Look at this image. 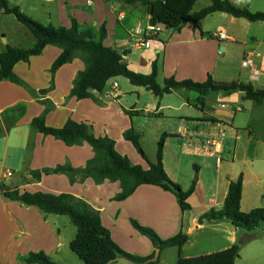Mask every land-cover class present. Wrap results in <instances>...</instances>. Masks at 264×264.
Wrapping results in <instances>:
<instances>
[{"label": "crops", "instance_id": "obj_1", "mask_svg": "<svg viewBox=\"0 0 264 264\" xmlns=\"http://www.w3.org/2000/svg\"><path fill=\"white\" fill-rule=\"evenodd\" d=\"M11 1V6H18L25 14V0H21V5H16V0ZM228 1L240 8L247 5L253 12L264 11V0ZM259 1L263 4L261 10L254 8ZM196 2L193 0L191 12H195ZM29 4L34 10L38 7L46 10L43 17L28 15L42 25L69 28L73 19L80 29L94 32L104 25L107 35L103 45L123 54L128 68L141 75L150 74L155 62L156 82L161 87L169 78L203 83L210 76L215 84L241 82L264 90V33L256 32L264 22H249L214 12L198 22V29L191 22L167 30L158 24L161 30L144 45L150 14L142 6L118 0H38ZM203 5V8L209 6L210 1ZM210 17L216 18L215 28L204 24ZM219 32L224 33V39L217 36ZM3 33L0 31L1 35ZM15 43L6 44L0 54L7 47L19 49ZM31 43L34 46L35 39ZM248 53L252 65L243 66L242 60ZM59 54L58 48L46 46L27 63L14 65V75L27 89L8 80L0 81V186L20 192L70 194L85 201L99 212L101 224L109 231L112 241L134 256H150L154 248L149 239L133 228L131 221L152 229L161 240L179 232L186 233V244L164 249L157 264H164L169 253H173L176 264L178 258L219 252L241 241L235 264H250L248 258L264 251V223L251 232L235 228L228 220L198 224L201 215L222 207L229 183L239 176L242 177L240 211L248 213L258 207L257 202L264 194V101L255 103L244 99L243 92L236 91L231 94L210 92L199 102L197 93L193 95L183 88L151 98L149 91L131 85L122 77L110 80L104 91L92 90L90 98L77 100L69 97V92L75 76L84 69L79 57L60 67L52 79V89L41 94L40 91L49 87V69ZM41 115L44 126L49 128H61L69 119L90 125L94 136L112 139L120 155L143 169L148 168L147 162L123 138V133L133 129L139 134V144L150 163L156 162L157 143L165 136L164 171L183 191L194 184L187 199L191 210L182 212L175 196L156 186L141 185L125 200L115 201L113 198L120 191L117 182L95 184L90 178L80 180L78 176L70 183L63 174L41 175L39 180H34L33 171L65 164L74 169L83 168L93 156L86 143L66 146L33 130L32 120ZM149 136L154 147L145 145ZM225 137L233 138L232 149L219 140ZM211 158L215 160L214 167L209 163ZM183 159L187 174L181 173ZM193 174L196 175L194 182ZM12 177L15 180L10 185L3 182ZM196 196H200L198 203ZM190 212L192 226L189 225ZM59 217L65 216L42 214L36 207L4 198L0 191V264H16L17 254L22 256L41 250L52 259L50 253L60 245L61 234L60 227L52 220L57 222ZM203 230L216 237V248L198 253L193 251V238ZM257 231L262 232L260 237ZM250 237L251 240L246 241ZM119 260L124 259L113 264H118ZM255 262L264 263V252Z\"/></svg>", "mask_w": 264, "mask_h": 264}, {"label": "trees", "instance_id": "obj_2", "mask_svg": "<svg viewBox=\"0 0 264 264\" xmlns=\"http://www.w3.org/2000/svg\"><path fill=\"white\" fill-rule=\"evenodd\" d=\"M111 2L112 0H106ZM127 5H139L146 8L150 14V25H162L167 29H178L187 22H191L198 29V22L214 12L231 15L234 18H244L249 22H264V12H252L249 6L236 7L228 0H209L210 5L191 12L193 0H118ZM182 4L186 10L176 9ZM0 14L12 15L20 24L24 25L35 39V44L30 49H15L7 47L0 54V81L8 80L15 84L28 88L13 73V67L19 62L27 63L31 57L41 54L46 46H54L60 50L59 56L52 63L49 74V87L40 91L45 94L53 87L55 72L65 64L70 63L75 57L84 64V69L75 76L69 97L77 100L90 98V91L102 92L107 83L118 77L125 78L131 85L144 88L155 97H162L171 93L173 89L183 88L199 95V102L210 92L231 94L243 92L244 99L255 103L264 101V90L255 89L251 84L241 82L217 83L210 76L203 83L189 80L175 81L173 78L166 79L161 87L156 82L157 65L152 63L151 73L148 75L131 71L123 54L103 45L106 38L105 26H101L98 32L91 29H80L76 21L72 19L69 28L42 25L23 14L19 7L11 6L9 0H0ZM203 35V33H201ZM153 38V37H152ZM18 106L17 108H20ZM48 109H46V112ZM33 130L51 136L61 141L66 146L86 143L91 147L93 156L83 168L74 169L71 166L57 165L54 168H45L41 171L31 172L34 180H39L41 175L63 174L74 183L79 176L80 180L90 178L95 184L104 181L117 182L120 191L113 198L122 201L128 198L141 185L156 186L164 191L172 193L182 212L190 211L187 199L194 190V184L186 191L172 182L166 175L162 164V149L164 137L157 143L156 162L150 163L139 144V134L133 129L123 133V138L129 141L141 158L147 162L148 168L133 165L127 157L120 155L115 150V142L108 137H96L92 133V127L85 123H76L69 119L61 128H49L44 126V116L41 115L32 120ZM4 198L19 202L23 206H33L42 214H52L68 217L76 233L69 241V250L76 255L79 263L73 264H113L118 259H124L132 264H157L150 259L154 252L147 257L131 255L120 249L111 239L109 231L101 224L100 214L85 201L70 194L29 193L20 192L18 189H9L0 186ZM242 191V177L230 182L227 195L219 210L210 209L198 218V224L209 221L228 220L235 228L251 232L264 223V208H256L248 213L240 211ZM264 197V194H263ZM133 228L151 242L154 251L160 253L170 247H181L186 244L187 235L181 232L173 237L162 239L150 228L139 226L131 221ZM243 242H239L228 249L192 258H178L176 264H235L239 257V251ZM23 264H63L53 261L41 251L29 252L18 256Z\"/></svg>", "mask_w": 264, "mask_h": 264}, {"label": "rangeland", "instance_id": "obj_3", "mask_svg": "<svg viewBox=\"0 0 264 264\" xmlns=\"http://www.w3.org/2000/svg\"><path fill=\"white\" fill-rule=\"evenodd\" d=\"M19 1H20V3H19ZM36 1L38 2V0H25L26 4L23 8H24L25 15L27 17H28V15L37 16V17H43L44 16V13L46 11L45 9L38 7L34 10V8L32 7V4L27 5L28 2L34 3ZM12 2L13 1L9 0L10 5L13 4ZM207 2H208V0H197L195 5L193 6V11L200 10L204 6L203 4L207 3ZM15 4L21 5L22 4L21 0H16ZM243 4H244L243 1L239 3V5H241V6ZM182 6L183 5L180 4L175 8L176 9L181 8V10H186V9H184L185 7H182ZM254 6H255L254 8H257L260 10H261V8H263L262 7L263 4L260 1L258 3H256ZM258 12H262V11H258ZM215 19H216L215 17L207 18L205 20L204 24L208 28H215V25L217 24ZM256 26L257 25L255 24V27ZM0 31L4 32L3 33L4 35L0 34V49L3 48L4 46H6V44L9 45L13 42H16L14 46H16L19 49H28V48L33 46V44L31 42L34 41V37L30 33V31L24 25L20 24L12 15H3L0 17ZM256 32L260 33V34L264 33V25L257 28ZM6 39L9 40V43H7ZM192 94L194 95L193 92H192ZM148 95L151 98L152 97L154 98V96L153 95L151 96L150 93H148ZM241 135H242V133H241ZM262 136L264 138V133H262ZM219 140H222V142L224 143V145H226L227 148L232 149L233 141H234L233 138L225 137L223 139L220 138ZM145 141H146L145 145L147 147H149V146L154 147L155 146V143L153 142L152 137L149 136V138H146ZM206 151H208V150H206ZM214 161H215L214 158L209 159V163L212 167H214ZM181 165H182L181 173L187 174V170H186L187 165H186L184 159H183ZM195 176L196 175L193 174V176L191 178L193 180V182L195 181V179H194ZM14 180H15L14 177L6 178L3 180V182L6 185H10V183ZM195 201H197L196 203H198L200 201V196H198V197L196 196ZM257 206L258 207H256V208H264V197L259 199V201L257 202ZM52 217H54V216H52ZM59 218L60 219L57 220V222L55 220H52V221H54V224L58 225L61 229V234L59 237L60 245L58 247L56 246V248L53 249L54 252L57 251L56 254H54L52 251V253H50V256L52 257L53 261H55L57 263H63V264L79 263V260L76 257V255L73 254L69 250V248H67L68 242L75 236L76 229L72 224H70L68 217L66 218V216H65V217H59ZM256 235H257V237H260L262 235V232L257 231ZM251 238L252 237H250L246 241L251 240ZM193 240L195 241L194 242L195 248L193 251H197L198 253L205 252L207 250L210 251L212 248H216L215 244L217 242V239L214 235H211L210 231L203 230L201 232H198L194 236ZM21 247H23L22 249H24L26 247V245L23 244V246H21ZM25 252H26V250H24L23 253H25ZM263 252H259L260 254L256 253L257 255L252 256L251 258H248L247 262H249L250 264H257L255 261L257 258L259 259V256L261 258V256L263 255ZM17 255L20 256V254H17ZM18 256L16 257V259H14L15 263L16 264H23L18 260ZM174 260H175V257L173 255V253H169L168 256L165 258V261L163 263L164 264H174V262H175ZM119 261L120 262L118 264H132V263L127 262L125 260H119ZM261 264H264V263H261Z\"/></svg>", "mask_w": 264, "mask_h": 264}, {"label": "built area", "instance_id": "obj_4", "mask_svg": "<svg viewBox=\"0 0 264 264\" xmlns=\"http://www.w3.org/2000/svg\"><path fill=\"white\" fill-rule=\"evenodd\" d=\"M160 30H161V28H160L159 25H149V27H148V29H147V31H146L144 37H143V41H142V43H143L144 45H148L150 39H151L152 37L156 36L157 33H158ZM223 35H224V33L219 32L217 36H218L220 39H224V36H223ZM141 45H142V44H141ZM250 56H251V55L248 53V54H247V57H245V58L242 60V65H243V66H251V65H252V63H251V61H250V58H249ZM218 163H219V159L216 160V165H218ZM7 175L9 176L10 174L8 173Z\"/></svg>", "mask_w": 264, "mask_h": 264}, {"label": "water", "instance_id": "obj_5", "mask_svg": "<svg viewBox=\"0 0 264 264\" xmlns=\"http://www.w3.org/2000/svg\"><path fill=\"white\" fill-rule=\"evenodd\" d=\"M189 225L192 226V213L190 212L189 214ZM159 257V251L158 250H155L154 251V256L150 259V261L154 262L158 259Z\"/></svg>", "mask_w": 264, "mask_h": 264}]
</instances>
